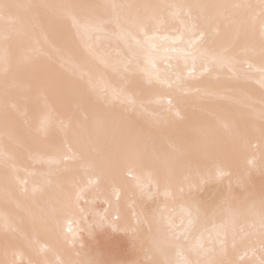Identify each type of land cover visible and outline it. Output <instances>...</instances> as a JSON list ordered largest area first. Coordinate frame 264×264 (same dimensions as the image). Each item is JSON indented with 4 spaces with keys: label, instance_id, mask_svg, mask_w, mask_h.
<instances>
[{
    "label": "bare ground",
    "instance_id": "bare-ground-1",
    "mask_svg": "<svg viewBox=\"0 0 264 264\" xmlns=\"http://www.w3.org/2000/svg\"><path fill=\"white\" fill-rule=\"evenodd\" d=\"M17 3L64 2V0H13ZM89 3H240L248 0H80ZM0 20V27L3 26ZM178 21H171L154 34L159 80L149 84L143 75L138 77V88L132 92L139 111L132 121L133 128L146 143L147 154L139 159L126 157L113 171L102 170L97 159L85 152L83 144L87 130L94 124L97 113L119 112L124 101L113 96L123 84V74L117 65L128 58V46L119 26L108 22L102 29L88 30L77 36L73 50H64L67 65L60 64L65 81L86 84L81 73L91 77L86 103L77 106L74 99H62L54 85L43 80L21 79L13 86L10 98V129L6 136L3 118L4 98L0 82V170L2 154L7 147L15 158L16 173L12 177L17 197L5 203L2 178H0V239L5 213L10 222L24 230L28 237L26 248L16 250L18 264L39 260L41 264H64L76 257L80 244L91 254L100 253L105 264H134L145 259L131 245L124 231L135 224L143 208L159 207L172 213L176 226L188 228L187 219L173 211L170 198L165 197L155 182L159 164L186 150L200 133L210 131L227 136L224 128L238 125L244 128L247 116L246 102L249 96L259 103L261 95V65L253 62L246 77L228 66H209L208 60L180 46L176 36L182 31ZM35 39H42L36 34ZM226 43L223 33L214 47ZM147 54L140 59L145 64ZM57 53L49 51L38 61V70L55 59ZM167 58L166 62L163 58ZM246 67V66H245ZM179 68L182 81L177 86L175 70ZM208 68L209 70H205ZM171 85V87H170ZM107 96V99L104 97ZM171 102V104H169ZM163 114V121L158 117ZM178 113V115H177ZM44 117L52 121L46 136L38 135V123ZM225 148H229L227 141ZM260 157V141L255 138L249 145L243 134L237 140L227 163L209 171L178 175L181 186H198L199 198L206 202L219 201L229 191L239 192L238 182L251 167L249 161ZM187 176V179H185ZM19 181V182H17ZM151 184L156 195L144 200L138 184ZM257 191L261 185L259 173L254 175ZM27 189L28 196H23ZM196 190V189H194ZM71 203V208L68 205ZM100 215H107L115 222L116 229L107 227L95 238L87 236V226ZM44 217L51 220L45 221ZM119 218V219H118ZM221 221L210 216L193 231L195 239L218 235ZM145 227L147 225L145 224ZM11 257V254H10ZM3 244L0 242V259ZM148 256L146 259L151 260ZM164 259V257H160ZM176 260L197 259L194 254L177 250ZM229 259L240 264L258 260L259 252L253 250L230 253Z\"/></svg>",
    "mask_w": 264,
    "mask_h": 264
},
{
    "label": "snow or ice",
    "instance_id": "snow-or-ice-1",
    "mask_svg": "<svg viewBox=\"0 0 264 264\" xmlns=\"http://www.w3.org/2000/svg\"><path fill=\"white\" fill-rule=\"evenodd\" d=\"M0 20L4 22L0 27V82L3 88L6 136L10 129L9 98L13 86L21 79L39 78L54 85L62 99H74L77 106L86 103L91 77L81 73V79L87 81L86 84L65 81L58 67L69 62L64 50H73L77 36L83 35L85 31L102 29L111 21L119 26L127 42L128 58L117 65L123 74V84L113 96L124 101V109L97 113L83 144L85 152L96 157L102 170L118 169L130 155L143 160L147 154L144 137L132 125L139 107L131 94L139 86V76L143 75L149 84L162 76L154 51L156 31L171 21H178L183 26L176 36L180 46L186 45L190 53L204 56L209 66H228L241 77H246L253 62L258 61L262 69L261 95L258 105L253 97L247 98L244 128L225 124L227 136L202 132L186 150L157 167L155 182L159 190L171 199L173 211L178 209L181 213V227L184 218L189 227L181 231L171 212L166 213V210L159 207H144L142 215H137L136 223L130 224L124 233L132 247L145 257L136 260L134 264H240L228 258L230 253L238 250L259 252L258 260L247 261L245 264H264V0L240 3H89L80 0L17 3L13 0H0ZM222 33L226 43L219 48L214 47ZM36 34L42 39H35ZM53 50L57 53L56 58H50L48 65L38 70L40 58L47 57L49 51ZM143 54H147V64L140 59ZM163 60L166 62L167 58ZM181 81L182 73L177 68L174 83L179 86ZM158 119L163 121L162 113ZM51 124L49 117L41 119L36 129L38 135L46 136ZM242 134L249 145L255 138H259L260 157L258 162L255 156L249 161L251 167L238 182L239 192L229 191L219 201L206 202L199 198L197 185H190L187 190L181 186L178 175L210 172L212 168L227 163ZM226 141L228 149L225 148ZM2 165L0 178L7 203L9 199L17 197L12 179L17 171L15 158L9 155L7 147L2 154ZM257 172L261 177L258 191L254 183ZM138 188L144 200H152L156 195L152 192L151 184H138ZM21 195L28 196L27 189ZM71 206L69 203L68 209ZM210 216L221 221L219 234L195 239L193 231L197 230L196 226ZM44 220L49 221L51 218L44 217ZM107 227L118 230L109 216L97 214L87 226V236L95 238L97 233ZM0 242L3 244L4 256L0 264H18L15 259L16 250L26 248L28 237L23 229L10 222V214L7 212ZM177 250L194 254L197 259L176 260L172 257ZM148 256L153 258L148 260ZM29 264L41 262L35 260ZM64 264L105 262L100 253H89L84 243H81L76 257L66 260Z\"/></svg>",
    "mask_w": 264,
    "mask_h": 264
}]
</instances>
